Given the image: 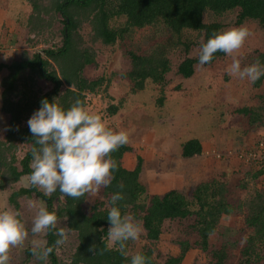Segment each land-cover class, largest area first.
Wrapping results in <instances>:
<instances>
[{
	"label": "trees",
	"instance_id": "16d2710c",
	"mask_svg": "<svg viewBox=\"0 0 264 264\" xmlns=\"http://www.w3.org/2000/svg\"><path fill=\"white\" fill-rule=\"evenodd\" d=\"M27 6L28 13L20 25L34 36L48 31L55 20L60 19L61 44L49 46L41 51L19 48L18 55L9 63L0 62V69H6L0 80V112L7 117L4 135L0 138V189H5L21 181L31 169V149L35 138L23 124L40 107L43 98L56 102L63 108L72 106L77 100L84 106L88 94L97 95L107 89L108 80L103 75L95 78L84 76V68L96 64L95 52L91 45L101 43L114 45L118 40L126 42V54L130 59V68L121 73L131 85V90H141L147 80L166 84V74L171 71L169 55L177 48L184 52V57L176 64L175 74L183 78L190 77L198 62V55H188L196 41L186 40V34L196 32L203 42L228 24L210 17H221L229 12L235 13L230 25L238 27L252 21L264 31V0H21ZM124 18L116 25L115 19ZM207 18V19H206ZM16 20V19H15ZM89 25V42H83L79 33L81 22ZM162 26V27H161ZM8 36L13 39L15 28ZM155 27L164 29L166 40L154 41L141 47L132 42L137 29ZM5 30V29H4ZM31 40H33L31 38ZM17 43V41H15ZM201 42L200 45L203 43ZM129 44L132 46L129 47ZM31 47V46H30ZM254 60L264 65V51L256 50ZM223 52L213 55L210 65L224 57ZM37 79L51 84L49 91L38 94ZM259 89L256 92V106H242L236 113L246 118L249 128L258 131L264 127V76L252 83ZM160 97L158 103L162 102ZM118 105H111L109 112L115 113ZM258 143V142H257ZM261 141L258 143L260 145ZM26 147L21 157L15 154L17 146ZM264 144V143H263ZM246 152H253L252 147H244ZM263 148V147H262ZM258 168L247 171L251 180L264 179V154L259 149ZM133 152L128 142L111 153L117 162L111 184L100 187V196L95 198L85 209L87 194L73 199L59 191L51 197H44L35 187L21 185L8 195V201L16 209L18 198L36 196L50 210L55 211L57 221L63 220L68 231L75 234V245L66 263H61L54 241L57 237L52 231L45 233V245L52 248L45 261L33 255L32 248L25 249L27 264H128L129 257L142 252L147 264H181L189 249L206 252L210 259L202 264H225L230 256V240L213 242L212 237L226 235V227L220 229L219 221L226 216H242L241 230H248L240 251L238 264H264V188H256L246 193V197L232 203L228 195L230 188L225 180L209 176L198 181L190 191L184 194L178 189H170L163 194L145 195L146 186L140 181L143 159L136 156L133 167L123 165L125 153ZM203 152L198 138H189L181 143V156L184 158L201 155ZM257 152V151H254ZM245 156V155H243ZM251 159L250 161H252ZM256 165V166H257ZM240 187H246L247 181L241 180ZM123 185V187H119ZM121 192L124 199L117 202L122 214L131 215L143 230L146 243L131 252V240L126 242L128 257L122 256L107 240L109 221L108 209L112 206L110 197ZM177 220L181 223L186 237L176 240L179 251L176 255L165 256L158 261L156 243L160 239L165 221ZM57 228L59 226L57 225ZM218 238V237H217ZM220 241V239H218ZM235 245V244H233ZM232 246V245H231ZM91 249V250H90Z\"/></svg>",
	"mask_w": 264,
	"mask_h": 264
},
{
	"label": "rangeland",
	"instance_id": "374dc122",
	"mask_svg": "<svg viewBox=\"0 0 264 264\" xmlns=\"http://www.w3.org/2000/svg\"><path fill=\"white\" fill-rule=\"evenodd\" d=\"M23 4L21 0H0V62L4 64L18 55L19 48L41 51L42 48L57 47L61 44L62 22L60 19L55 20L48 31L37 37L20 25L28 13L27 6L24 7L25 4ZM234 15L235 13L229 12L221 17L213 16L206 19H218L228 24L222 30L224 31L234 28L230 25ZM123 19L117 18L113 24L118 25ZM5 26L15 28L13 39L9 38L8 27ZM240 26L246 27L249 32L243 45L235 53V57L241 62V67H244L255 62L256 50L264 51V31L252 21H247ZM89 29L86 21L81 22L79 33L82 35L83 42L91 45ZM164 32L163 28L155 27L137 29L132 42L138 40L137 43L144 47L156 40H166ZM198 35L196 32L186 34V40L198 43L190 49L188 53L190 57L199 54L203 38ZM91 46L95 52L96 64L85 67L83 74L87 78L103 75L108 80V85L105 91L97 95L88 94L83 107L90 113L99 114L109 129L127 133L133 152L124 154L123 165L131 168L136 162V156L142 157L139 178L146 186L145 195L163 194L170 187L179 189L189 196L194 184L208 178V175L217 176L227 182L230 188L228 198L232 203L246 197V193L252 191L254 186L264 188L263 177L253 181L246 175L247 171L258 168L255 159L259 157V149H263L262 154H264V127L256 132L253 131V128H249L246 118L235 111L242 106H256L255 96L259 89L254 88L247 79L241 80L226 73L225 69L232 62V56L225 54L223 58L217 59L210 65H196L194 73L188 78H183L175 74L176 64L184 57V52L177 48L169 55L171 71L166 74V84L163 87L147 80L141 90L132 91L130 83L121 77V73L130 68L126 42L117 40L114 45L96 42ZM130 46L132 44H129ZM5 72L6 69H0V80ZM36 84L37 88H40L38 94L49 91L51 88L49 82L41 79H37ZM160 97L163 100L158 103ZM111 105H118V110L112 114L109 112ZM28 118L23 121V124H27ZM6 119L7 117L0 112V138L4 135ZM193 137L203 141L201 144L205 150L202 155L184 158L181 156V143ZM260 141L262 143L258 145ZM212 144L219 146L220 150L210 148ZM223 146L226 148L222 151ZM246 146L252 147L254 156H239L246 152L244 148ZM25 150L26 147L19 144L15 154L21 157ZM251 159L253 160L250 161ZM198 166L203 175L198 176V180L195 181L197 174H194V177L191 173L193 174V170H196ZM152 180H156V185L160 184V186L153 187ZM241 180L248 182L246 187L239 186ZM27 182L28 179L25 177L5 189H0V210L18 211L28 232L23 244L10 250L9 264H27L25 249L33 247L34 241L45 243V233L34 236L30 231L35 209L29 207L30 202L44 203L34 195L22 196L17 200L19 207L16 209L8 201L9 193L21 185L25 186ZM99 196L100 188L95 193L88 192L84 208L86 209ZM219 224L220 229L227 228L223 230L227 233L212 237L211 240L216 243L226 239L232 241L229 245L230 256L225 264H238L240 251L248 234L247 229L241 230L242 216H226L220 219ZM57 225L67 233L65 242L56 248L60 262L66 263L76 242L75 234L67 230L63 220L57 221ZM182 226L183 224L181 225L177 220L164 222L160 239L156 243L155 253L158 254L156 257L158 261H162L165 256L178 253L176 240L186 237ZM142 233L143 230L140 227L138 239L130 244L131 252L138 251L146 243L141 236ZM209 259L206 252L189 249L181 264H202Z\"/></svg>",
	"mask_w": 264,
	"mask_h": 264
},
{
	"label": "clouds",
	"instance_id": "9594fccd",
	"mask_svg": "<svg viewBox=\"0 0 264 264\" xmlns=\"http://www.w3.org/2000/svg\"><path fill=\"white\" fill-rule=\"evenodd\" d=\"M248 35L244 26L214 33L200 45L198 62L207 64L215 53L223 52L233 57L225 69L229 76L255 83L264 76V65L257 60L241 67L240 60L235 57ZM27 125L35 140L29 164L31 171L25 187L39 189L44 197H51L59 191L66 197L77 199L111 184L113 172L117 169V162L111 153L128 143L126 132L106 127L102 117L87 111L79 100L63 108L55 97L52 100L43 98L40 107L28 118ZM123 199L119 191L110 197L112 206L107 212L110 225L107 240L112 245H118L116 250L128 257L126 242L138 239L140 226L131 215L122 214L117 202ZM29 207L35 209L31 233L36 236L52 231L57 237L54 244L62 245L67 233L63 228H57L55 211H50L42 203L30 202ZM27 235L18 211L0 210V264H9L10 250L22 245ZM33 243V255L45 261L52 248L40 241ZM128 264H147V258L142 252H136L129 257Z\"/></svg>",
	"mask_w": 264,
	"mask_h": 264
},
{
	"label": "crops",
	"instance_id": "0c3cea01",
	"mask_svg": "<svg viewBox=\"0 0 264 264\" xmlns=\"http://www.w3.org/2000/svg\"><path fill=\"white\" fill-rule=\"evenodd\" d=\"M0 15H1V14H0ZM15 19H16V18H15ZM14 21H15V20H14ZM12 28H14V27H10V30H11ZM202 142H203V141H202ZM202 142H201V143H202ZM202 144H203V143H202ZM202 147H204V146H202ZM218 147H219V146H218ZM218 147H217L216 145H214V144H212V145L210 146V148H214V149H219ZM223 147H224V146H223ZM225 148H226V147H224V148L222 149V151H223ZM204 150H205V149L203 148V152H204ZM219 150H220V149H219ZM203 152H202V153H203ZM202 153H201V155H202ZM211 156H212V155H211ZM221 167H222V166H221ZM196 168H197L196 170H193V174L191 173L192 176H194V174H197V175H196V178H194L195 181L198 180V178H197L198 176L201 177V176L203 175V172H201V168H199V166L196 167ZM213 168H214V167H213ZM222 170H223V169H222ZM209 176H212V175H208L207 177H209ZM194 177H195V176H194ZM150 180H151V179H150ZM155 181H156V180H155ZM155 181L152 180V182H151V183H153V184H152L153 187H157V186L159 187L160 184L156 185ZM199 181H200V180H199ZM148 182H149V181H148ZM157 182H158V181H157ZM197 182H198V181H197ZM197 182H196V183H197ZM196 183H195V184H196ZM195 184H194V185H195ZM170 189H176V188H170V187H168V188L166 189V191H167V190H170ZM178 190H179V189H178ZM156 193H160V192H156Z\"/></svg>",
	"mask_w": 264,
	"mask_h": 264
},
{
	"label": "built area",
	"instance_id": "2783aa9c",
	"mask_svg": "<svg viewBox=\"0 0 264 264\" xmlns=\"http://www.w3.org/2000/svg\"><path fill=\"white\" fill-rule=\"evenodd\" d=\"M252 154H253L252 152H249V153L244 152V153H241L239 156L242 157L243 155H245V156L248 155V156L251 157V156H254L255 155V154H253V155Z\"/></svg>",
	"mask_w": 264,
	"mask_h": 264
}]
</instances>
